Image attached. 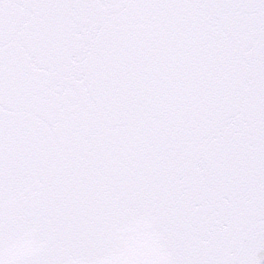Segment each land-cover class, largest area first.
Listing matches in <instances>:
<instances>
[{
    "label": "snow or ice",
    "instance_id": "snow-or-ice-1",
    "mask_svg": "<svg viewBox=\"0 0 264 264\" xmlns=\"http://www.w3.org/2000/svg\"><path fill=\"white\" fill-rule=\"evenodd\" d=\"M0 264H264V0H0Z\"/></svg>",
    "mask_w": 264,
    "mask_h": 264
}]
</instances>
